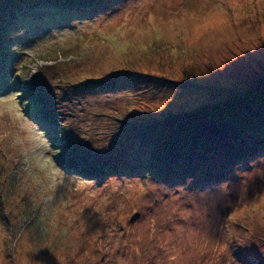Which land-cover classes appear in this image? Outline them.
Returning a JSON list of instances; mask_svg holds the SVG:
<instances>
[{"label":"rangeland","instance_id":"1","mask_svg":"<svg viewBox=\"0 0 264 264\" xmlns=\"http://www.w3.org/2000/svg\"><path fill=\"white\" fill-rule=\"evenodd\" d=\"M256 107L264 0H0V264H264Z\"/></svg>","mask_w":264,"mask_h":264},{"label":"trees","instance_id":"2","mask_svg":"<svg viewBox=\"0 0 264 264\" xmlns=\"http://www.w3.org/2000/svg\"><path fill=\"white\" fill-rule=\"evenodd\" d=\"M37 2L38 1H36V2H31V3H29L30 5H32V6H34V4H37ZM133 74V73H132ZM137 74V76L138 75H140V74H143L142 76H152L153 74L152 73H149V74H147V73H136ZM100 84V83H99ZM250 95L252 96V95H254V94H252V93H250ZM246 96L247 97H250L249 96V92H247L246 93ZM243 100H245L246 99V97H243L242 98ZM232 104H235V103H232ZM37 105H39V104H37ZM262 111H264V110H261L260 109V107H256V112L252 115V118L250 119V117H249V115L247 116V117H243V119L241 120V123L243 124V125H245V126H254V125H256V128L257 127H259V126H261V125H264V123L262 122L264 119V115H262ZM201 113H203V111H201V112H199L198 110H194V111H190V112H188V113H186V114H184V113H182V114H184L185 116H187V118H186V120H183V121H181V123H179V127L182 129L184 126H187V124H189V122H193V119H195V118H197V117H199L200 115H201ZM184 115H183V118H184ZM255 116V117H254ZM182 118V119H183ZM202 119V122H203V119H205V118H201ZM259 119H261V120H259ZM178 120H181V119H178ZM201 120H199V124H198V126L199 125H201L202 124V122H200ZM260 121V122H259ZM227 124V123H226ZM228 124L229 125H223V128H222V126H221V124H219V127H220V133L221 132H224V129L226 128V127H228V126H231L230 125V122H228ZM178 126V125H177ZM255 128V129H256ZM178 129V128H177ZM176 128H174V130H173V133H175V136H173V138H175V141L173 142V144H174V147H175V149H174V152H173V154H179V151L178 150H180V149H182V148H196L197 147V145H198V143H199V141H203V136H202V133H197V131L198 130H194V131H192V132H190V133H188V132H184V134L182 135V131H185L184 129H182V131L179 133V131L177 130ZM254 129V130H255ZM177 130V131H176ZM176 131V132H175ZM199 131L200 132H202V129H199ZM226 132H228V131H226ZM219 133V134H220ZM139 137V136H138ZM145 136L144 135H141L140 136V139L141 140H143V138H144ZM235 143V142H234ZM236 143H237V141H236ZM238 147V146H237ZM233 150L234 151H237V149H235V148H233ZM179 156V155H178ZM175 158V157H174ZM80 159H82V158H80ZM193 160H191V162H189L188 160L186 161V165H184V173L183 174H179L178 175V177H180V178H184V176H185V178L186 177H188L189 176V174H192L191 172L194 170V169H196V166H195V164H196V162L197 161H195V159L194 158H192ZM150 164V163H149ZM152 164V163H151ZM72 166V165H71ZM190 172V173H189Z\"/></svg>","mask_w":264,"mask_h":264},{"label":"clouds","instance_id":"3","mask_svg":"<svg viewBox=\"0 0 264 264\" xmlns=\"http://www.w3.org/2000/svg\"><path fill=\"white\" fill-rule=\"evenodd\" d=\"M259 212L261 217H264V209L259 208H243L240 212H238L236 215L243 216L247 214L249 217H251L254 213Z\"/></svg>","mask_w":264,"mask_h":264},{"label":"water","instance_id":"4","mask_svg":"<svg viewBox=\"0 0 264 264\" xmlns=\"http://www.w3.org/2000/svg\"><path fill=\"white\" fill-rule=\"evenodd\" d=\"M138 215H139V213L134 214L133 217L131 218V221H134V219L137 218Z\"/></svg>","mask_w":264,"mask_h":264}]
</instances>
